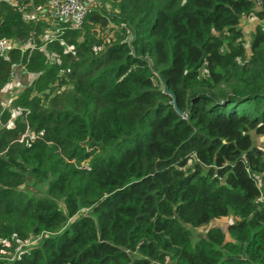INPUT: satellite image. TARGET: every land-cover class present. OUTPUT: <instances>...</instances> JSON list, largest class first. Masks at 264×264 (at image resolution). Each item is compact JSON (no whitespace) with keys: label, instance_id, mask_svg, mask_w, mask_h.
Returning <instances> with one entry per match:
<instances>
[{"label":"trees","instance_id":"16d2710c","mask_svg":"<svg viewBox=\"0 0 264 264\" xmlns=\"http://www.w3.org/2000/svg\"><path fill=\"white\" fill-rule=\"evenodd\" d=\"M51 13L0 0V264H264V27H242L264 7L88 0L77 28ZM13 64L27 80L8 100Z\"/></svg>","mask_w":264,"mask_h":264},{"label":"built area","instance_id":"2783aa9c","mask_svg":"<svg viewBox=\"0 0 264 264\" xmlns=\"http://www.w3.org/2000/svg\"><path fill=\"white\" fill-rule=\"evenodd\" d=\"M255 8L260 9L264 7V0H253ZM48 10L52 12L53 15L60 17L61 19L68 20L71 27L77 28L80 26L83 16L86 12V7L88 5V0H46ZM14 45L11 44V41L5 37H0V53L11 49ZM20 69L17 64H13L10 67V77L14 74V71ZM22 110L19 107H15L14 112L20 113ZM38 237H34L31 243L37 241ZM23 247L27 244L21 245ZM20 246V247H21Z\"/></svg>","mask_w":264,"mask_h":264},{"label":"rangeland","instance_id":"374dc122","mask_svg":"<svg viewBox=\"0 0 264 264\" xmlns=\"http://www.w3.org/2000/svg\"><path fill=\"white\" fill-rule=\"evenodd\" d=\"M255 23H260L264 27V19L256 20L255 18H250V19H247L245 21V23H243L242 27H243V31H244L243 33H244L245 39L248 38L247 33L253 28ZM25 83H26V81L24 83H22V82L21 83H15L13 81H9V86L7 87V92L4 93V99L10 100L11 99V94H13V93L15 94L16 92L21 90L23 88V86L25 85ZM14 116H15V112H14V109H12L10 121L14 118ZM253 147H254L255 150L260 152L262 154V156L264 157V135L254 136V138H253ZM256 180H257V183H258L259 182V175H256ZM39 190L43 191V189H39ZM34 192H36V190ZM260 199L264 200V197L261 196ZM80 212L83 213V212H86V211L81 210ZM234 219H235V217L229 215V216H226V217H223V218H220V219L213 220V221H211L209 224H207L204 227L196 228V229L193 230L194 238H196L198 236H202L205 228L209 227V226H218V227H220L221 229L224 230L225 225L228 222H230V221H232ZM32 239H33V237H30V238L24 240L23 242L18 243L17 248H16V252H18L20 249H23V247L21 245H23L25 243L27 244L26 247H30V245L35 244V243H31ZM2 257L3 258L0 257V259H4V261L7 260V256H3L2 255Z\"/></svg>","mask_w":264,"mask_h":264},{"label":"crops","instance_id":"0c3cea01","mask_svg":"<svg viewBox=\"0 0 264 264\" xmlns=\"http://www.w3.org/2000/svg\"><path fill=\"white\" fill-rule=\"evenodd\" d=\"M49 12H51V11L49 10ZM9 80L13 81L15 83H21V82L24 83L27 80V76L25 75V73L21 69H18L16 71H14V74L10 77ZM8 86H9V82L7 84V87ZM7 87L5 88L4 93L7 92ZM10 118H11V115L9 116L8 121L5 123L6 126L10 125ZM0 125H2L1 121H0Z\"/></svg>","mask_w":264,"mask_h":264}]
</instances>
